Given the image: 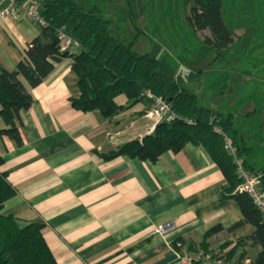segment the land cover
I'll list each match as a JSON object with an SVG mask.
<instances>
[{"label":"crops","instance_id":"obj_1","mask_svg":"<svg viewBox=\"0 0 264 264\" xmlns=\"http://www.w3.org/2000/svg\"><path fill=\"white\" fill-rule=\"evenodd\" d=\"M41 29L21 7L18 16L0 19V62L15 69ZM70 65V57L62 58L34 86L19 74L32 102L19 112L22 142L0 135V169L16 188L1 211L20 224L41 219L58 264H175L176 240L190 250L204 245L239 264H254L261 248L254 225L243 221L231 227L243 214L206 147L188 141L155 160L103 157L148 133L151 119L144 110L151 102L139 100L111 117L74 108L68 96L78 90ZM121 95L116 100L125 104ZM166 220H174L175 228L155 231ZM214 225L220 227L205 237Z\"/></svg>","mask_w":264,"mask_h":264},{"label":"trees","instance_id":"obj_2","mask_svg":"<svg viewBox=\"0 0 264 264\" xmlns=\"http://www.w3.org/2000/svg\"><path fill=\"white\" fill-rule=\"evenodd\" d=\"M221 5L222 0H192L189 10V18L196 28L210 30L206 42L218 48L233 39V31L222 18ZM40 13L47 24L41 26V32L29 41L17 67L9 69L0 62V117L5 123L0 126V135L7 134L16 144L22 142L19 112L30 106L32 95L19 74L34 86L64 57L71 58L70 68L78 90L68 96L74 108L83 111L97 109L102 116L111 117L139 100L147 99L152 105L153 99L147 91L161 96L169 101L175 116L159 120L151 132L141 137H133L102 152L103 157L127 154L155 160L162 151H177L188 141L202 143L227 179L225 191L232 193L242 211V221L231 227L243 221L254 225L252 235L261 248L253 263L264 264V223L250 196L234 191L240 177L233 155L224 146V136L231 138L242 164L260 173L263 187L264 165L256 168L248 161L252 148L245 144L242 136H237L232 112L224 113L199 104L195 91L180 84L173 75L157 70L156 57L135 50L132 42L119 41L108 28V19L95 5L84 8L75 0H40ZM60 29L72 36V44L77 45L75 51L70 48L72 44L60 48ZM119 94L125 96V104L116 100ZM2 161L0 155V164ZM15 193L16 188L7 179L6 172L0 169V264H58L43 236L44 222L41 219L20 224L14 214L1 211ZM219 227L209 228L205 237Z\"/></svg>","mask_w":264,"mask_h":264},{"label":"rangeland","instance_id":"obj_3","mask_svg":"<svg viewBox=\"0 0 264 264\" xmlns=\"http://www.w3.org/2000/svg\"><path fill=\"white\" fill-rule=\"evenodd\" d=\"M75 1L95 5L119 41L156 57L157 70L195 91L199 104L232 112L237 136L252 148L247 159L264 165V0H222L233 39L221 48L189 18L192 0Z\"/></svg>","mask_w":264,"mask_h":264},{"label":"built area","instance_id":"obj_4","mask_svg":"<svg viewBox=\"0 0 264 264\" xmlns=\"http://www.w3.org/2000/svg\"><path fill=\"white\" fill-rule=\"evenodd\" d=\"M24 9L27 18L37 22L40 26L47 23L40 13V0H0V19L7 16L16 17L19 15V8ZM60 48L64 49L74 42L72 36L60 29L58 32ZM147 95L153 99V104L147 108L144 115L151 119L147 132H151L155 124L161 119H171L175 116L168 100L154 93L147 91ZM224 146L233 155L236 170L240 182L235 186L234 191L247 193L257 206L261 221L264 223V187L260 182V173L246 168L241 158L236 156L235 146L231 138L224 136ZM174 220H166L155 227V231L167 232L175 228ZM172 250L175 255V264H239L228 257L223 251L210 250L204 247L189 249L182 240H176Z\"/></svg>","mask_w":264,"mask_h":264}]
</instances>
